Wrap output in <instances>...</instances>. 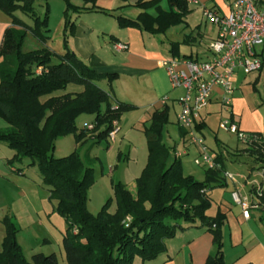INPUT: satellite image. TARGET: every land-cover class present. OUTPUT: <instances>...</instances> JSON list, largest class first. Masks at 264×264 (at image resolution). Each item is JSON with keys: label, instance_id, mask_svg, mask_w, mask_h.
I'll return each mask as SVG.
<instances>
[{"label": "trees", "instance_id": "obj_1", "mask_svg": "<svg viewBox=\"0 0 264 264\" xmlns=\"http://www.w3.org/2000/svg\"><path fill=\"white\" fill-rule=\"evenodd\" d=\"M50 1L0 0V11L12 19L0 49V118L9 125L6 131L0 132V143L15 151L10 165L31 159L50 188L51 200L57 202L56 210L68 225L62 240L67 264H134L137 257L144 263L152 262L167 252L166 242L184 230L180 222L195 224L197 221L212 234L217 251L206 264H225L222 227L226 216L218 213L210 217L207 214L212 207L208 193L221 186L219 183L224 180L226 170L222 158L217 160L218 169L207 171L204 182L186 177L179 159L169 163L170 151L163 143L164 129L170 122L168 107L155 112L150 127L144 130L148 163L137 179V197H133L122 183L114 184L117 213L110 214L108 205L98 215L89 212L92 169L86 168L77 152L55 158L52 155L55 142L70 134L76 135L77 143L88 135L97 140L96 144L107 141L113 122L120 121L122 114L135 106L116 101L114 107L109 94L99 83L107 82L112 86L119 76L97 73L68 48L66 41L67 52L59 56L58 63H54L55 54L47 47L24 52L28 34L43 45L49 42ZM62 1L67 5L66 31L70 29L72 35L75 23L69 13L98 8V0H83L85 6H92L90 8H79L71 0ZM37 3L45 5L43 19L36 10ZM168 3L170 9L164 11L159 5L160 0H141L136 6L144 12L135 20L118 17L119 25L151 35L165 34L186 23L190 13L188 0H168ZM151 9H156L157 16L148 13ZM18 11L29 16L34 24L19 19ZM170 51L173 56H180L177 46H172ZM39 70L42 71L40 74L37 73ZM69 85L81 86L83 90L65 93ZM104 104H107L106 112L102 109ZM83 114L95 116L93 133L84 128L79 131L76 127L77 118ZM185 135L181 129V137ZM253 138L255 144L264 145L259 137L252 136L251 140ZM253 154L250 155L255 157ZM256 159L264 163L262 157ZM2 223L6 235L0 264H59L56 254H35L28 262L13 219L7 216Z\"/></svg>", "mask_w": 264, "mask_h": 264}, {"label": "rangeland", "instance_id": "obj_2", "mask_svg": "<svg viewBox=\"0 0 264 264\" xmlns=\"http://www.w3.org/2000/svg\"><path fill=\"white\" fill-rule=\"evenodd\" d=\"M140 1L137 0L130 6L143 13L144 11L136 6ZM203 1L205 0H188L190 13L186 17L187 24L184 23L173 27L165 34L151 35L147 33V37L156 43L153 52L159 59L171 57L170 48L172 46L178 47L180 52L179 57L188 55L192 51L205 53L208 50L209 39H204V42L199 46L185 43L186 36L190 34H194L195 36L197 34L196 31L200 27L203 30L206 29L207 24L200 10L203 6ZM210 1L212 4L222 5L229 0ZM71 2L74 5H79L82 3V0H71ZM159 5L164 11L170 9L168 0H160ZM209 5L208 7L212 8ZM35 7L41 18H45L46 8L44 3H37ZM97 7V9L103 10L106 13L85 14L82 18L88 21L93 29L98 30V39L104 40V33H106L108 42L111 39V35L120 32L121 27L118 17L125 15V18H134V14L129 11L123 14L120 13V10H113L115 8H113V4L110 2L102 4L101 7L97 4ZM66 8L67 5L62 0L51 1L48 21L50 29L49 42L43 46L40 41L31 34H28L23 48L24 52H31L47 46L55 54L54 63L59 62V56H63L67 52L65 41L69 49L70 44L74 42V39L71 41L74 34H70V29L66 31ZM149 11L157 13L156 9ZM73 15L74 12L71 11L69 13L70 18ZM16 16L29 25L34 24V21L22 11H18ZM241 73L246 75L244 71H241ZM241 73L239 72L237 76L239 82L235 83L236 95L234 104L236 109L234 115L237 122H241L243 126V128L241 127L242 132L259 137L264 144V72L260 78L258 77V73L248 74L246 77H243ZM127 82L128 80L125 81L123 79L118 83L116 81L112 86L107 82L99 83V86L109 94L114 107L117 106L116 101H123V99L119 98H123V96L128 97L127 99L131 101L130 103L135 106V108L125 111L121 116L124 122L122 123V132L119 138L122 137V142L119 143L117 149L112 148L108 150L106 141L96 144V141L93 139H84L82 142L77 143L76 135L70 134L59 138L55 142V148L52 152L55 158L67 157L77 152L86 168L92 169L93 183L88 192L87 207L93 215H98L107 205L110 214L115 215L117 213L118 205L114 192V184L122 183L133 197L136 198L137 179L142 175L148 163V146L144 133L145 128L150 127L152 120L151 117L150 122L147 123L148 99L137 96H132L131 98L129 95H132V92H130L132 88L128 86ZM82 90L83 87L81 86L69 85L65 93L81 92ZM102 109L106 112L107 104H104ZM175 109L177 112L179 111L177 106ZM176 111L174 109L171 110L170 122L166 125L163 133V143L170 151L169 163L179 159L186 177H193L196 181L204 182L207 178L208 169L197 165L196 160L200 155L199 148L191 144L188 138L181 139L178 127L175 125L177 120ZM225 116L227 117V115ZM220 120L221 118L217 116L211 117L206 122V128L202 133H199V136H202L205 140V144L211 150L213 158L217 160L222 158L221 163L224 165L225 170L237 176L236 182L249 185H246L247 189L245 192L242 190L238 191L243 197L247 196L253 202L254 190H257L264 183L259 170L264 163L256 159L258 156L264 159V145L261 146L259 145L261 143H256L250 147L249 144L239 141L237 136L220 131ZM94 121L95 116L83 114L77 118L76 127L81 131L85 124L93 123ZM246 129H249V131ZM126 131H128L127 134H125ZM132 145H135V150L130 156L129 151ZM120 151L123 153L122 156ZM251 153H254L255 157L251 156ZM17 166L22 168L25 173L22 177V183L18 186L23 189L25 195L20 194L14 184L6 185L5 189L0 190V202L4 201L0 204L2 206L8 204V213L18 216V239L23 247L27 261L31 262L35 254H56L59 264H67L62 240L68 225L56 210L57 202L51 200L50 188L46 186L37 165H32L31 159H26L23 163L17 162ZM6 170L10 171L9 169ZM5 177L7 176L3 175L1 179H8V177ZM254 183H256V187L253 186ZM229 184L231 190L233 181H229ZM228 189L224 186L212 189V191H215L213 194L216 201L220 203L226 200L231 193ZM21 195L24 197L23 201L21 200ZM260 198L262 205L258 209L251 211L252 219L249 224L243 227L244 244L237 247L235 244L231 245L228 242L229 240H227L226 244L223 242L222 250L225 264H234V261L240 257L238 254L244 251L243 247H246L247 250L248 245H250V252L244 255L242 261L245 263L264 264V196ZM12 202H14V206ZM217 207V204H215V211ZM169 223L172 222L169 221ZM2 229L4 233V228ZM235 233L240 235L238 230ZM3 239L4 237H1L0 234V252L2 251ZM47 240L49 242L45 243ZM137 258L142 261L140 257ZM162 260L163 257H160L156 263L151 264H161ZM189 264L191 263L189 262Z\"/></svg>", "mask_w": 264, "mask_h": 264}, {"label": "crops", "instance_id": "obj_3", "mask_svg": "<svg viewBox=\"0 0 264 264\" xmlns=\"http://www.w3.org/2000/svg\"><path fill=\"white\" fill-rule=\"evenodd\" d=\"M103 1L104 0H98L97 4H99V6L101 7L102 4L106 2H110L113 4V8H115L113 10H120V13L123 14L127 11L133 13L134 18L132 20L137 19V17L141 13L139 10L132 8L130 6L134 4L137 0H105V2ZM234 1L235 0H229L225 4L219 5V4H212L210 0H205L203 1V6L208 7V5L210 4L209 6L216 9L218 12H221L223 14H228L230 11V6ZM261 1L264 2V0ZM75 6L79 8L91 7V5L85 6L83 0L81 4ZM202 7L200 10L203 17ZM98 10L100 9H95L94 11H84L82 13H74V15L71 16L72 21L75 23L74 36L71 39V41L74 39V42L70 44L71 51H73L77 57L81 58V60H83V62H85L94 71L98 73L117 74L119 76V78L116 80L117 83L122 81L123 79H125V81L128 80L127 84L132 88L130 89L132 95L128 94L131 98L132 96H137L140 98L148 99L147 123L150 122V119L155 112L162 111L166 107H168L171 112L172 109L176 111L175 108L177 106L178 110L180 111V106L177 100L180 96L183 95L184 91L183 90L173 91L166 70L160 66L161 62L170 60L173 57H175L173 56L171 51H170L171 57L159 59V57L155 55L153 52L156 46L154 40H151L149 37H147V32L134 28H127V29L120 28V32L111 35V39L109 42L107 41L106 33H104L105 36L104 40H102L101 38L98 39L99 37L98 30L93 29L88 23V21H85L82 18L84 17L83 15L85 14L93 15V13L94 14L99 13ZM148 13L153 16H157V13H152V11H148ZM124 16L125 15H123L122 17ZM74 18L76 19L74 20ZM11 26H12L11 19L0 11V49L3 43L5 32ZM208 26L210 25L207 24L205 30H203L200 27L196 31L197 34L195 36L194 34H190L185 37L186 44L188 45L196 44L198 46L204 42V39H209V43L207 45L208 50L205 53H201L200 51L197 52L192 51L190 54L183 56H196L203 60H207L210 57L209 45L214 39H216L217 30L213 26L210 27ZM115 43L126 44L128 46V50L121 53L116 52L114 50ZM263 72L264 70L258 73L259 78L262 76ZM242 75L243 77H246L248 74L244 75L243 73ZM116 81L114 83H116ZM238 82L239 79H236V83ZM116 92L118 93V91ZM220 94H221L220 91L217 90L213 97V100L211 101L207 109L203 112L204 122H203V127H201L200 133H202V131L206 128V122L209 121L211 117L217 116L221 119L225 117L226 114L224 113L223 108L219 102ZM165 96H168L169 100L167 101L166 105H163L162 99ZM119 98L123 99V101H119V102L131 104L130 103L131 101L127 99L128 97L126 98L125 96H123V98L121 97ZM235 109L236 107L235 104L233 103V109H232L233 115ZM179 111L178 112L176 111V116L179 113ZM123 122L124 120L121 119L120 131L117 133L114 140L108 139L106 141L107 143L106 147L108 150H111L112 148L117 149L119 143L122 142V137L119 138V135L122 132ZM238 124L240 128L241 127L243 128L241 122H238ZM175 125L178 127V132H180L181 135L182 128L178 125L177 120ZM8 127H9L8 123L2 118H0V132L6 131ZM246 130L249 131V129ZM127 133L128 131H126L125 134ZM184 138L181 137L182 140ZM86 139H93V138L91 137V135H88ZM93 140L97 142V140L95 139ZM130 147L131 148L129 151V155L131 156L135 150V145H132ZM120 152L122 156L123 153L122 151ZM14 156H15V151L10 149L7 146V144L0 143V190L5 189L6 185L14 184L15 187L18 188L19 193L20 194L22 193V195L24 196L25 193L23 189L18 186H20V184L22 183L23 180L22 177L25 175V173L22 168L17 166V162H15L13 165H10L9 162L13 159ZM6 169H9L10 171L8 172ZM15 169L20 170L21 172L19 171L15 172L14 171ZM3 175L7 176L8 179H1ZM219 185L221 186L218 187L224 186L225 188L226 187L229 188L228 191L230 190V184L225 180L221 181ZM246 185L248 184H244V183L239 184L238 182H233L231 186L232 188L230 190L231 191L230 195L227 197L226 200H223L220 203L215 199V195L213 194L215 193V191L211 190L208 193L212 200V207L207 213L208 216L215 217L218 213L224 214L226 216L225 223L222 227L224 244H226L227 240H229L228 242H230L231 245L235 244L237 247L244 244L243 227L246 224H249L252 218L250 220H246L244 218L242 208L233 202L232 193L237 192L238 190L240 191L242 190L245 192L247 189ZM253 193L254 196H256L257 194L256 190H254ZM22 195H21V200L23 201L24 197ZM3 202L4 201L2 200V202L0 203L2 204ZM1 204H0V234L1 237L5 238L6 231L2 223V220L7 216L11 217L15 222L16 226L19 220H18V216L16 215L13 216V214L8 213V204H5L4 206H2ZM12 204L14 206V202H12ZM215 204H217L218 206L216 211L214 210ZM179 224L184 228V230L179 231L174 239L166 242L167 252L159 256V258L163 257L161 264H189V262L191 264H206L208 258L210 256L215 255L217 252L216 247L213 243L212 234L209 233L206 230V228L202 227L199 221H197L195 224H190L185 222L184 223L180 222ZM1 227L4 228L5 231L4 233ZM236 230L240 232V235L235 233ZM46 242H49V240L45 241V243ZM243 250L244 251H242V253L238 254L240 257L238 258V260L234 261V264H253V263H245L244 261H242L244 255H247L248 252H250V245H248L247 250L246 247L245 248L243 247ZM158 259L152 262L144 263L139 258H136L134 264L156 263ZM225 261L227 262L226 259Z\"/></svg>", "mask_w": 264, "mask_h": 264}, {"label": "built area", "instance_id": "obj_4", "mask_svg": "<svg viewBox=\"0 0 264 264\" xmlns=\"http://www.w3.org/2000/svg\"><path fill=\"white\" fill-rule=\"evenodd\" d=\"M196 2V1H195ZM206 24L217 30V37L209 45L210 57L207 60L196 56L173 57L160 63L169 77L173 91L183 90L177 100L180 111L177 114L178 125L186 132L191 144L197 146L200 155L197 165L208 170L218 169L219 163L212 156L205 140L199 136L203 127V112L207 109L217 90L220 91L219 102L227 115L221 119L219 130L238 137L239 141L252 147L254 139L245 134L233 115V103L236 93L235 83L239 72L246 74L259 73L264 70V2L261 0H235L228 14L218 12L214 8L202 7ZM116 52H125L128 46L115 43ZM39 70L37 73H41ZM168 96L162 99L166 105ZM109 139L114 140L120 131V121L115 120ZM87 132L93 133L95 123L85 124ZM254 137V136H253ZM264 179V167L260 168ZM226 182L237 181V176L226 171L223 174ZM256 187V183L253 184ZM253 202L243 197L238 191L232 193L233 202L240 206L246 220L251 219V211L258 209L264 196V183L256 190ZM130 219H128L129 221Z\"/></svg>", "mask_w": 264, "mask_h": 264}]
</instances>
